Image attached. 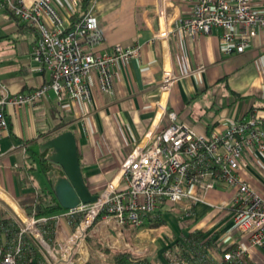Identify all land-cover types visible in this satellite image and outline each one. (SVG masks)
<instances>
[{
	"label": "crops",
	"instance_id": "obj_1",
	"mask_svg": "<svg viewBox=\"0 0 264 264\" xmlns=\"http://www.w3.org/2000/svg\"><path fill=\"white\" fill-rule=\"evenodd\" d=\"M53 1L67 23L72 22L73 15L78 17L85 11L80 0L77 6L71 0ZM90 3L94 14L106 23L105 39L96 48L104 51L114 43L139 44L138 55L111 66L109 91L100 89L93 72L89 78L93 96L87 104L68 97L58 101L50 90L36 106L9 110L8 127L0 129V184L5 191L0 199L1 237V225L10 220L5 217L6 207L30 212L34 208L27 206L48 191L50 182L41 169L40 144L61 131H73L85 181L91 192L98 193L113 177L124 155L134 145L147 143L150 135L167 123V111H175L177 120L204 134L222 132L237 119H264V28L250 37L243 51L223 53L218 27L193 38L179 31L153 37L159 28L175 27L178 19L188 14V0ZM257 7L264 15V0ZM36 39L34 26L16 20L0 4V86L8 92L26 93L48 79L46 72L34 70L31 49ZM163 70L172 75L165 88L160 87ZM237 174L264 197V150L245 151ZM226 190L216 187L200 192L203 199L186 211L178 204V213L174 209L161 213L172 238L199 227L206 233L214 232V249L207 247L195 255L196 260L206 251L216 255L215 251L220 252L231 242V222L227 217L219 219L218 210L211 205L227 200ZM164 207L171 206L158 209ZM215 212L210 221L206 220ZM166 216H170L172 228L167 226Z\"/></svg>",
	"mask_w": 264,
	"mask_h": 264
},
{
	"label": "built area",
	"instance_id": "obj_2",
	"mask_svg": "<svg viewBox=\"0 0 264 264\" xmlns=\"http://www.w3.org/2000/svg\"><path fill=\"white\" fill-rule=\"evenodd\" d=\"M262 0H188L189 12L175 27L159 28L153 37L179 31L190 37L219 28L223 53L244 50L264 15L257 5ZM74 6L78 0H71ZM92 3V2H91ZM74 23L66 22L53 0H0L13 18L34 26L37 39L31 49L34 70L48 79L26 93H10L0 86V129L8 127L7 113L24 105L36 106L48 92L87 104L92 100L90 75L95 72L102 91L112 87L111 66L137 57L139 44L114 43L100 51L106 23L92 11V5ZM159 9V8H158ZM172 80L162 71L161 88ZM167 123L153 132L147 143L134 145L121 159L111 179L94 201L80 202L51 215L35 211L16 212L6 207L1 225L0 264H86L88 236L93 228L105 226L109 235L124 227L140 228L144 216L166 205L182 203V209L203 199L209 189L227 187V200L211 204L219 219L231 222L230 248L217 257L206 251L205 263L264 264V197L237 174L240 159L248 150H264V119H237L224 131L199 133L176 112H166ZM5 191L0 184V199ZM150 228V227H149ZM169 264H188L177 251L165 257Z\"/></svg>",
	"mask_w": 264,
	"mask_h": 264
},
{
	"label": "trees",
	"instance_id": "obj_3",
	"mask_svg": "<svg viewBox=\"0 0 264 264\" xmlns=\"http://www.w3.org/2000/svg\"><path fill=\"white\" fill-rule=\"evenodd\" d=\"M90 3V0H80L81 7L86 10ZM80 16H72V23L76 22ZM62 132V131H61ZM60 133V132H59ZM49 150H44L40 154V164L41 169L44 171L45 174H47L49 178V187L48 191L45 193H40L35 201V203L28 205L29 208H34L35 214L41 215V214H52L55 211H58L59 209H62L60 204L58 203L52 189L51 185L52 182L62 174V170L59 166H55V164L51 161H49L46 158L47 152ZM53 170V175H49V172ZM171 210V207H164L155 210L154 212L150 214H146L144 216L145 222L149 226H164V220L161 217V213L163 211H169ZM217 212L209 214V216L206 218V220L212 219ZM205 222V221H204ZM214 235V232L206 233L205 231H202L201 228H194L187 233L183 235L182 242H177L176 251L182 256V258L188 263V264H218V263H205L202 261H197L195 258V255H198L202 253L204 250H206L207 247H212L213 241L212 236ZM88 242L90 245V257L86 264H98L96 262L97 258L101 255L103 259L108 264H147L148 258L147 253H135L127 249H117L112 250L109 249L107 246L102 244L96 237L93 235L88 236ZM226 248H230V246H227ZM243 260L251 264V262L246 258L242 257Z\"/></svg>",
	"mask_w": 264,
	"mask_h": 264
},
{
	"label": "water",
	"instance_id": "obj_4",
	"mask_svg": "<svg viewBox=\"0 0 264 264\" xmlns=\"http://www.w3.org/2000/svg\"><path fill=\"white\" fill-rule=\"evenodd\" d=\"M40 149L49 150L46 158L62 170L51 185L61 208H73L80 202L88 203L97 198L98 194L89 190L83 176L73 131L67 129L57 133L41 143Z\"/></svg>",
	"mask_w": 264,
	"mask_h": 264
},
{
	"label": "rangeland",
	"instance_id": "obj_5",
	"mask_svg": "<svg viewBox=\"0 0 264 264\" xmlns=\"http://www.w3.org/2000/svg\"><path fill=\"white\" fill-rule=\"evenodd\" d=\"M178 204L181 205V207L183 206L182 203H176L171 206V209H174L175 213H178L179 210H181V208L179 209L177 206ZM171 213L174 214L173 212ZM165 218L167 220V226L172 228L170 216H166ZM194 223L197 222H193L192 224ZM163 230H165L167 234L164 233ZM187 230L188 229L185 228L184 231ZM135 231L136 229L133 232L128 227H124L121 230L116 231V237L112 238L109 235L108 228L105 226H99L97 228H93L90 235L96 237L102 244L112 250L127 249L135 253H147V264H169L168 260L165 258L167 253L170 251L172 252L173 250L176 251V247L178 246L176 241H182L183 238L181 234L177 233L174 235L175 238H172V231L170 232L168 227H166L165 221L164 226H149L147 223H144L140 229L137 228V231ZM218 245L222 246L223 244L219 243ZM88 250L90 257V245ZM215 254L217 257L220 256V252L218 251H215ZM96 262L98 264H108L101 255L97 258Z\"/></svg>",
	"mask_w": 264,
	"mask_h": 264
}]
</instances>
